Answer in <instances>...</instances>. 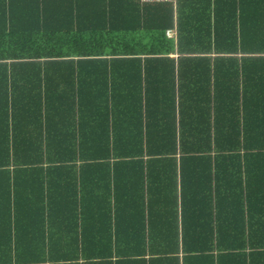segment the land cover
<instances>
[{
    "label": "trees",
    "instance_id": "trees-1",
    "mask_svg": "<svg viewBox=\"0 0 264 264\" xmlns=\"http://www.w3.org/2000/svg\"><path fill=\"white\" fill-rule=\"evenodd\" d=\"M262 176L264 0H0V264H264Z\"/></svg>",
    "mask_w": 264,
    "mask_h": 264
},
{
    "label": "built area",
    "instance_id": "built-area-1",
    "mask_svg": "<svg viewBox=\"0 0 264 264\" xmlns=\"http://www.w3.org/2000/svg\"><path fill=\"white\" fill-rule=\"evenodd\" d=\"M177 0H139L140 4H151L153 2L157 3H170L172 5H176ZM171 31H167V35L171 36Z\"/></svg>",
    "mask_w": 264,
    "mask_h": 264
},
{
    "label": "crops",
    "instance_id": "crops-1",
    "mask_svg": "<svg viewBox=\"0 0 264 264\" xmlns=\"http://www.w3.org/2000/svg\"><path fill=\"white\" fill-rule=\"evenodd\" d=\"M157 3V2H156ZM259 177V176H258ZM262 177H264V176H262ZM256 180L258 179V178H255ZM256 180H255V183H254V185H260L261 183H262V180H260V181H258V182H256ZM263 183H264V181H263ZM91 201H92V196H91ZM87 206H89V208H91L92 207V204L89 202V203H87ZM91 213H92V210H91ZM2 240V239H1ZM258 261H264V259H257V262ZM256 264H260V263H256Z\"/></svg>",
    "mask_w": 264,
    "mask_h": 264
},
{
    "label": "rangeland",
    "instance_id": "rangeland-1",
    "mask_svg": "<svg viewBox=\"0 0 264 264\" xmlns=\"http://www.w3.org/2000/svg\"><path fill=\"white\" fill-rule=\"evenodd\" d=\"M171 5H172V4H171ZM172 6L175 8V5H172ZM167 31H171V33H172L171 36H168V35H167ZM167 31H166V36H167V37H174V36H175V31H174L173 29H168Z\"/></svg>",
    "mask_w": 264,
    "mask_h": 264
}]
</instances>
